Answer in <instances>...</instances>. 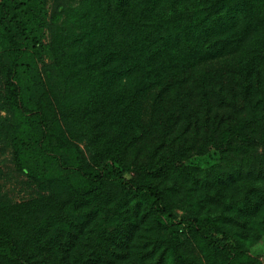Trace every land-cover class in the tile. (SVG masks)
Returning <instances> with one entry per match:
<instances>
[{
	"label": "trees",
	"instance_id": "obj_1",
	"mask_svg": "<svg viewBox=\"0 0 264 264\" xmlns=\"http://www.w3.org/2000/svg\"><path fill=\"white\" fill-rule=\"evenodd\" d=\"M91 15L92 22L86 19ZM50 20L45 0H0L7 143L15 168L42 189L20 202L0 195V264H195L180 252L176 229L168 222L176 224L172 191L136 184L126 173H186L183 160L193 142L188 138L191 127L221 152L264 144V0H90L80 19L82 33L71 48L86 37L91 46L104 42V69H95L100 62L88 63L85 75L101 81L100 76L112 73L110 79L119 77L125 85L113 94L96 91L93 96L96 82H91L85 95L86 77L82 79L75 115L91 133L88 154L51 126L41 99L39 62ZM79 54L77 50L75 56ZM232 55L225 72L210 68ZM226 74L231 78L227 84L222 80ZM238 76L246 97L256 101L257 115L224 119L221 126L214 124L215 116L211 123V98L228 100L224 90H233ZM197 96L205 108L198 125L199 113L194 117L191 106ZM150 110L158 115L160 132L146 134L144 140L138 115ZM145 150L149 159L138 164L135 158ZM182 222L211 248L229 252L228 264H255L236 237L233 245L227 241L229 232L224 238L216 235L224 232L219 218ZM164 231L172 235L167 247L156 237Z\"/></svg>",
	"mask_w": 264,
	"mask_h": 264
},
{
	"label": "rangeland",
	"instance_id": "obj_2",
	"mask_svg": "<svg viewBox=\"0 0 264 264\" xmlns=\"http://www.w3.org/2000/svg\"><path fill=\"white\" fill-rule=\"evenodd\" d=\"M45 2L51 20L44 37L47 48L43 54V61L39 62L43 87L41 99L45 103L48 117L51 119V126L59 128L60 133L71 140L74 146H77L76 149L80 148L84 154H88L85 146L90 142L88 137L91 136V133L89 130L88 132L85 131L86 127L80 118L81 116L75 115V108L78 106L76 99L80 92L79 85L82 79L86 77L83 68L88 63L100 62L95 64V69H104L101 65V58L105 57L104 50H101L104 48V42L98 45L99 42L96 41V47L91 46V41L86 37L82 45L79 44L76 45L78 47L71 48V42H75L76 36L82 33L81 26L83 24L80 19L86 10V4L90 0L87 3L86 0H45ZM185 6L184 2L181 5L183 10ZM170 12L165 10L167 16L171 15ZM86 19H90L92 22L93 15ZM77 50L80 51V54L75 56ZM64 51H66L65 55H63ZM60 56L61 59L56 60V57ZM89 57L91 58L89 59ZM229 60H233V55L220 60L217 67L215 63L214 65L210 63L209 66L225 72L231 67L228 66ZM1 63H4L3 55H0V65ZM77 70L79 73L76 72ZM3 72L0 70V195L4 200L20 202L37 197L42 189L38 188L36 183L30 182L25 174L18 171L12 161V148L7 143L6 135L9 117L2 96L8 78ZM110 75L113 76L112 73L107 74V76H100L101 81H98L96 77H86L84 85L87 92L85 95L89 94L88 85L91 82H96L93 96L96 95V91H98V95H101L106 92L113 94L116 90H121L125 85L124 80L119 77L110 79ZM228 79L231 78H228L226 74L222 80L227 84ZM242 83L243 77L238 76L233 85V90L232 87L229 89L226 87L227 89L224 91L228 95V100H218L222 105L218 103L216 97L211 98V123H213L212 118L215 116L218 117V121L214 124L221 126L222 123L226 122L224 119L251 118L257 115V111L254 109L256 101L252 102L246 97L245 87ZM257 96L256 91L253 95L254 100ZM198 97L193 98L191 104L194 117H196V112L199 113L200 120H198L197 125L202 124L205 118L203 114L205 108L203 102H199ZM138 116L143 120L141 133L144 134L142 135L144 140H146V134L160 132V128L158 130L156 128L157 114L150 110L141 111ZM145 124L150 126L146 131ZM182 125L185 127L188 122L184 120ZM90 126H87V129L91 128ZM196 128L191 127L188 134V138L193 142H190L191 149L188 157L183 160L188 168L186 173L180 175L172 172L166 176H157L155 174L140 175L135 172H128L126 178L131 179L136 184H155L172 191L175 199L172 212L176 216V224H173L172 219H168V222L173 230L176 229L180 252L191 260L193 259L195 264H228L230 260L229 252L211 248L198 231L190 230L188 223L182 222V219L202 218L209 215L219 218V226L224 230V232L222 230L216 232L218 237L224 238L226 231L229 232L231 238L227 239L228 242L234 245L233 239L236 237L245 250V254L255 264H264V144L258 143L252 147L245 144L241 148L221 152L211 147V140L208 136L206 138L204 135H196ZM220 128L222 129V127ZM262 131L263 129H261ZM89 153L91 154L90 151ZM135 159L138 164L145 163L144 161L149 159V151H143ZM117 194H119L118 189H115L114 195ZM141 205L142 210L139 209L143 214L147 204ZM178 222L182 223L177 224ZM148 226L149 222H146V227ZM144 228L145 224L143 225ZM200 229L210 233L216 231L213 229L205 230L204 227ZM165 235L164 231L156 237L162 238L167 247L173 241L172 235L169 233L167 236ZM148 236H150V232H148ZM168 258L172 257L169 256ZM173 264H183V261L177 260Z\"/></svg>",
	"mask_w": 264,
	"mask_h": 264
}]
</instances>
